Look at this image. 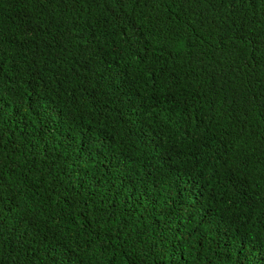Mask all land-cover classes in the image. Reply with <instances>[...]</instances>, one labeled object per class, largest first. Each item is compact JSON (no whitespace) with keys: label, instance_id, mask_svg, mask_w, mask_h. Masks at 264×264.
<instances>
[{"label":"trees","instance_id":"obj_1","mask_svg":"<svg viewBox=\"0 0 264 264\" xmlns=\"http://www.w3.org/2000/svg\"><path fill=\"white\" fill-rule=\"evenodd\" d=\"M0 264H264V0H0Z\"/></svg>","mask_w":264,"mask_h":264}]
</instances>
